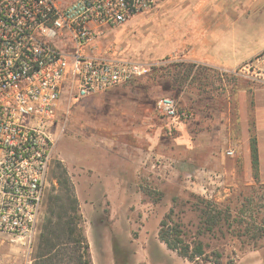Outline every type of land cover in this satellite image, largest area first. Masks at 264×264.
I'll return each mask as SVG.
<instances>
[{"label": "rangeland", "instance_id": "1", "mask_svg": "<svg viewBox=\"0 0 264 264\" xmlns=\"http://www.w3.org/2000/svg\"><path fill=\"white\" fill-rule=\"evenodd\" d=\"M260 4L167 0L101 42L111 50L108 57L149 63L152 70L79 101L56 143L42 221L60 164L79 203L91 264H191L158 239L159 222L168 214L186 243H201L199 264H264V83L254 77L253 67L232 72L264 50L259 43L264 31L251 32L260 24L255 22ZM249 21L254 23L251 29ZM237 22H245L249 36L244 40L234 34L238 28L232 24ZM227 54L232 61L224 72L206 74L184 60ZM130 87L149 91L148 100L146 95L141 99L142 93L126 94ZM160 97L193 112L191 119L178 120L185 122L180 134L172 120L156 115L154 103ZM144 116L150 129L160 126L159 134L140 132L144 126L137 120ZM251 136L258 149L256 179ZM229 150L232 155L226 154ZM204 204L219 216L210 230L201 221ZM19 262L14 247L0 250V264Z\"/></svg>", "mask_w": 264, "mask_h": 264}, {"label": "built area", "instance_id": "2", "mask_svg": "<svg viewBox=\"0 0 264 264\" xmlns=\"http://www.w3.org/2000/svg\"><path fill=\"white\" fill-rule=\"evenodd\" d=\"M165 1L0 0V250L14 247L19 264L33 262L56 143L73 107L152 70L108 57L101 42ZM249 67L264 83V50L232 72ZM154 109L166 120L194 116L169 97Z\"/></svg>", "mask_w": 264, "mask_h": 264}, {"label": "trees", "instance_id": "3", "mask_svg": "<svg viewBox=\"0 0 264 264\" xmlns=\"http://www.w3.org/2000/svg\"><path fill=\"white\" fill-rule=\"evenodd\" d=\"M253 177H258V149L255 137L249 139ZM56 188L45 201V211L37 237L32 264H91L88 244L82 233L79 203L66 170L56 165ZM201 221L208 230L219 222L208 204L200 209ZM158 239L161 243L191 264H199L204 255L201 243H186L181 230L168 215L159 222Z\"/></svg>", "mask_w": 264, "mask_h": 264}, {"label": "crops", "instance_id": "4", "mask_svg": "<svg viewBox=\"0 0 264 264\" xmlns=\"http://www.w3.org/2000/svg\"><path fill=\"white\" fill-rule=\"evenodd\" d=\"M258 10V12H259V15L255 18V22H257V21H259L260 22V24H257L258 25V27L256 28V27H254V23H252V22H248V28L249 29H251L252 27H254V29L256 30H252L251 32L253 33L252 35H256L257 33H261V32H263L264 31V0H261V4H260V6H257L256 8H255V10ZM261 20V21H260ZM245 23V22H244ZM244 23H242V22H237V23H233L232 24V26H233V28H238V30H236V32L234 33L237 37H239V40H241V39H243L245 36L246 37H248L249 35H248V33L247 32H245L244 31V29H243V25H244ZM235 26H237V27H235ZM252 35H250V36H252ZM245 37V38H246ZM244 38V39H245ZM243 39V40H244ZM260 44H262V43H264L263 41H262V38L260 39V42H259ZM207 46L209 45L208 44V42H206L205 43ZM261 46V45H260ZM235 46H231L230 48L231 49H235L234 48ZM209 49H211V46L209 47ZM246 59V57L245 58H243L242 60H245ZM183 60V59H182ZM185 61H190V62H192V63H195V65L196 66H199L200 67V69L201 70H204V72L206 73V74H208V73H215V71H217V72H219V71H226L227 70V68H229L230 66H231V57H230V55L229 54H227V56L226 57H224V56H222V57H220V58H215V57H213V56H209V55H197V56H195V55H193V56H190L189 58H185L184 59ZM235 64V63H234ZM236 66V65H235ZM207 84V83H206ZM134 93V94H138V96H140V94L142 93V98L141 99H143V98H145L144 96L146 95L147 96V98H146V100H148V98H149V95H150V92L149 91H147L145 94H143L144 92H143V90L142 89H140V88H136V87H134V88H132V87H130V88H128V90H127V93L126 94H128V93ZM139 98V97H138ZM142 106H144V104L142 103ZM146 111H147V109H145ZM149 120V118H147V117H142V118H140L139 120H137L138 122H140L139 124L140 125H143L144 126V130H141L140 132L141 133H145V134H150V133H158L159 134V132L161 131L160 129V126H155V124H154V126H152V128L150 129L149 127H151L150 126V120ZM163 120V119H162ZM167 121V120H166ZM167 122H169V121H167ZM172 124H170V125H172L173 126V128L174 129H176V131H178V133L180 134V131L181 130H183V128L185 127V125H184V123L185 122H178V121H174V120H172V122H171ZM148 128V129H147ZM106 156H108V154H105ZM110 157V156H109ZM112 159H115L116 160V162L117 163H120L121 165H123L122 163H123V161H121V160H119V159H117L116 157H111ZM120 161V162H119ZM112 163H114V162H112ZM111 163V164H112ZM117 163H115V164H117ZM121 165H119V167L121 166ZM119 169V168H118Z\"/></svg>", "mask_w": 264, "mask_h": 264}]
</instances>
